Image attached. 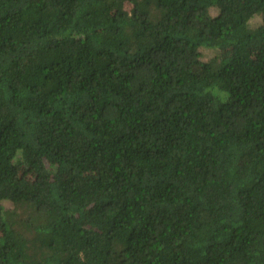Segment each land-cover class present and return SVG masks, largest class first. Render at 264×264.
Returning <instances> with one entry per match:
<instances>
[{"label": "trees", "instance_id": "trees-1", "mask_svg": "<svg viewBox=\"0 0 264 264\" xmlns=\"http://www.w3.org/2000/svg\"><path fill=\"white\" fill-rule=\"evenodd\" d=\"M0 264H264V0H0Z\"/></svg>", "mask_w": 264, "mask_h": 264}, {"label": "rangeland", "instance_id": "rangeland-1", "mask_svg": "<svg viewBox=\"0 0 264 264\" xmlns=\"http://www.w3.org/2000/svg\"><path fill=\"white\" fill-rule=\"evenodd\" d=\"M193 19H195V17ZM195 22L198 23L197 19L195 20ZM197 70H200V68L198 67ZM21 173H22V168L19 169L18 176L21 175ZM5 205H7L8 207H12L13 206V204L10 203V202H6Z\"/></svg>", "mask_w": 264, "mask_h": 264}]
</instances>
